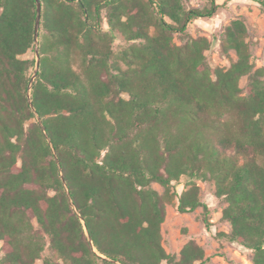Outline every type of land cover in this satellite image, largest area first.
<instances>
[{
  "label": "trees",
  "instance_id": "16d2710c",
  "mask_svg": "<svg viewBox=\"0 0 264 264\" xmlns=\"http://www.w3.org/2000/svg\"><path fill=\"white\" fill-rule=\"evenodd\" d=\"M41 1L32 99L84 224L28 102L36 0H0V264H206L194 240L178 261L162 244L167 196L181 214L203 208L210 229L199 180L228 203L232 231L219 238L264 264V69L255 70L246 24L226 27L222 51L237 60L214 68L212 43L188 26L213 18L216 0L193 9L184 0Z\"/></svg>",
  "mask_w": 264,
  "mask_h": 264
},
{
  "label": "rangeland",
  "instance_id": "374dc122",
  "mask_svg": "<svg viewBox=\"0 0 264 264\" xmlns=\"http://www.w3.org/2000/svg\"><path fill=\"white\" fill-rule=\"evenodd\" d=\"M216 2L221 8L213 18L199 19L191 22L188 26V33L191 37H205L212 43L210 51L206 53L208 64L214 68H229L231 63L237 60L234 51L230 52L229 57L223 53L222 42L226 27L233 21L242 20L248 29L247 41L250 45L255 70L264 69V10L253 0H216ZM184 3L187 9L203 8L206 5V0H184ZM105 16L106 12L103 13V17ZM103 29L109 31L106 21L103 23ZM41 35L42 37L46 36V32L42 29L40 30V42ZM174 41L177 45L185 43V40L178 34L175 35ZM125 45L124 40L120 37L113 45L114 51L119 52ZM25 58L37 61L35 50L29 52ZM119 64L123 69H126L127 66L122 60H119ZM35 68L31 72V79ZM248 82V77H244L240 81V87L244 94H246ZM186 181L187 179L183 178L181 185L177 186V193L181 194L184 191ZM197 183L200 187V199L210 209L208 217L211 227L207 229L204 224L205 212L203 208H198L190 214H181L177 210L178 199L167 196V216L162 225V244L166 252L178 261L183 247L190 240H194L205 250L206 257L209 258L206 264H254L252 252L238 244L222 240L218 236L220 233L230 234L232 228L223 217L228 203L223 198L217 197L216 185L211 181L199 180ZM152 187L161 195H165L166 190L161 185L153 184ZM2 246L3 243L0 242V258L3 256Z\"/></svg>",
  "mask_w": 264,
  "mask_h": 264
},
{
  "label": "water",
  "instance_id": "95a60500",
  "mask_svg": "<svg viewBox=\"0 0 264 264\" xmlns=\"http://www.w3.org/2000/svg\"><path fill=\"white\" fill-rule=\"evenodd\" d=\"M36 5H37V18H36V25H35V53H36V56H37V61H36V68H35L33 77H32V79L30 81V85H29L28 102H29V104H30L33 112L35 113V115L37 117V120H38V122H39V124H40V126H41V128L43 130V132L45 133V136H46L47 141L49 142L50 146L53 149V153H54V156H55V160H56V162H57V164L59 166V171H60L61 177L63 179V182H64V185H65V188H66V191H67V195H68L69 201H70V203H71L74 211L77 213V215L80 217L82 223L84 224V220L81 217L79 211L77 210V207L74 205V202L72 200L71 194L69 192V188H68L67 183H66V180H65V176H64V172H63V169H62V166H61V162H60V159H59V157L57 155L56 150L53 148L52 140H51L50 136L47 134V129H46L44 123H43V120L40 117L39 113L37 112V109L35 108V106L33 104L32 87H33V84H34L35 79L37 77V73L39 71V66H40V61H41V58H40V41L39 40H40V30H41V21H42V1L41 0H36ZM86 234L88 236V239H89L91 245L93 246V242H92L90 236L88 235V232H86ZM103 258L106 259V260H108V261L113 262L114 264H120L119 262L112 261V260H110V259H108L106 257H103Z\"/></svg>",
  "mask_w": 264,
  "mask_h": 264
}]
</instances>
